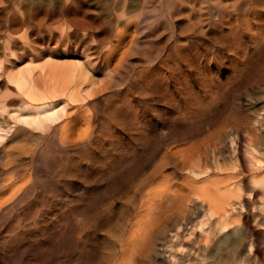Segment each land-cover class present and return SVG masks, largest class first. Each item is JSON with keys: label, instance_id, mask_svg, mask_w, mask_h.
Instances as JSON below:
<instances>
[{"label": "rangeland", "instance_id": "1", "mask_svg": "<svg viewBox=\"0 0 264 264\" xmlns=\"http://www.w3.org/2000/svg\"><path fill=\"white\" fill-rule=\"evenodd\" d=\"M51 1L0 0V104L10 111L19 107L26 117L31 114L6 75L10 66L20 71L31 59L32 67L80 62L91 69L94 90L98 89L89 104L58 106L66 107L62 124L75 142L66 147L55 141L61 152L54 167L38 164L47 142L42 131L0 110V264H43L41 251L50 250L52 238L65 242L61 244L68 251L81 250L51 264H70L77 261L76 255L88 252L86 264H106L112 245L107 234L131 211L129 200L136 197L139 202L149 173L165 152L195 154L221 127L228 135L233 132L234 120L242 119L234 112L264 107V0H221L226 12L222 21L214 15L212 25L176 39L167 29L154 35L155 29L144 24L146 0H59L57 7ZM174 1L193 13L192 0ZM166 14L178 35L186 31L188 18ZM63 22L67 31L54 32ZM24 125L29 132L21 129ZM181 132L186 134L182 137ZM154 141L159 142V159L104 197L107 186H113L128 166L132 170ZM231 141L232 136L224 141L223 161L235 147ZM195 202L198 213L191 220L201 214V203ZM88 206L92 211H86ZM110 207L112 227L98 226L96 232L94 221ZM95 239L100 246L86 249Z\"/></svg>", "mask_w": 264, "mask_h": 264}, {"label": "bare ground", "instance_id": "2", "mask_svg": "<svg viewBox=\"0 0 264 264\" xmlns=\"http://www.w3.org/2000/svg\"><path fill=\"white\" fill-rule=\"evenodd\" d=\"M58 1L51 2L57 7ZM220 1L192 0L193 13L187 14L183 4H178L174 0H157L155 3L153 0H146L144 24L155 29L154 35L167 29L174 39L181 36L188 37L197 29L212 25L215 19L222 21L226 12L222 9ZM167 12L177 17L188 18L186 31L182 30L178 35L174 30V22L166 14ZM64 22L57 23L54 32L56 30L64 32L68 29ZM155 25L161 27L155 28ZM120 41H123L122 36ZM86 52L83 51V54ZM30 61V66L20 71H14L15 67L10 66V71L6 75L14 85L16 94L24 99V108L31 114L26 117L19 107L10 111V107L6 104H0V110L11 112L18 122L42 131V138L47 142L46 147L40 151L38 164L51 167L61 152L55 147V141L61 142L66 147H69L67 144L72 140L75 142V137L68 129H64L62 124V115L66 107L58 108V106L62 102L81 106L89 104L93 100L92 97L97 94L98 88L94 90L91 69L88 70L80 62L54 61L49 67L39 65L32 67L35 61L32 59ZM260 108L262 109L256 111L254 108L251 109L253 112L249 109L234 112L235 117L242 119L234 120L231 130L233 132L228 135L229 132L221 127L219 133L209 138L207 142H202L195 154L189 155L185 151L184 153L181 151V154L177 152V155L172 151L163 154V160L149 173L148 186L145 193H141L139 202L137 203L136 197L135 200H129L132 205L131 211L127 215L124 214L125 217L122 215V223H116L113 232L107 234L108 245L111 242L112 245L111 251H107L106 264H151L152 260L155 264L156 262L159 264H264V119L260 118L261 112L264 113V107ZM22 127L23 131L29 132L27 126ZM21 132L19 133L22 136ZM183 134L186 133H180L182 137ZM229 136H232L231 142H234L235 147L232 150L230 148L229 159L223 161L224 157L221 159L220 155L224 141ZM0 140L3 141L2 135ZM147 148L145 157L133 163L132 170H130L131 166L128 170V166L124 174L117 175L118 181L117 179V182L113 181L115 182L112 183L113 186L111 184L107 186L104 197L131 183V178L141 167L150 165L156 158L159 159V142H151ZM58 169L56 168L57 172ZM195 201L201 203L200 207L197 206L201 208V214L197 216L195 214L197 219L191 220L192 215L197 212H194ZM92 209L93 207L88 206L86 211L90 212ZM113 212L114 208L110 207L102 215L103 217L100 215V218L96 220L94 218V229L109 225L112 222ZM90 219L86 222L88 223ZM90 228L92 230V225ZM197 229L200 232L198 231L199 234L192 239ZM185 230H188V239L186 237L184 239L182 234L186 232ZM104 232L106 233L105 230ZM52 240L49 242L50 250L46 254L39 249L43 264L54 263L67 254L71 256L74 250L71 247L73 250L68 251L67 247L61 244L65 243L63 241L53 238ZM105 241L101 242L103 246L106 244ZM98 242L99 239H95L93 243H86V249L90 247L94 250ZM164 246L166 249L163 248ZM80 250L74 251L80 252ZM99 250H96V253ZM102 250L106 249L102 248ZM87 254L76 255L77 261L73 262L70 259V264L87 262L84 259V255L89 256ZM193 255L196 257L192 259ZM62 260L60 262H64ZM88 262L90 263V260Z\"/></svg>", "mask_w": 264, "mask_h": 264}]
</instances>
